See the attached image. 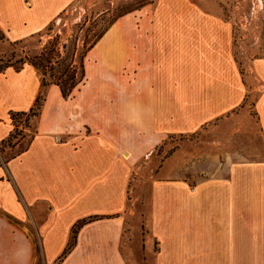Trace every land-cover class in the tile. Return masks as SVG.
<instances>
[{
  "label": "crops",
  "instance_id": "obj_1",
  "mask_svg": "<svg viewBox=\"0 0 264 264\" xmlns=\"http://www.w3.org/2000/svg\"><path fill=\"white\" fill-rule=\"evenodd\" d=\"M74 1L0 0V32L11 41L39 33ZM137 18L145 32L132 30ZM229 32L190 2L161 0L155 20L129 15L112 24L69 97L57 84L45 87L27 147L0 163V264H130L135 165L166 137L194 132L242 101ZM253 70L264 135V57ZM42 82L29 63L0 70V143L14 131L11 114L31 110ZM93 216L60 260L73 227ZM147 231L152 264H264V162L200 179L155 178Z\"/></svg>",
  "mask_w": 264,
  "mask_h": 264
},
{
  "label": "rangeland",
  "instance_id": "obj_2",
  "mask_svg": "<svg viewBox=\"0 0 264 264\" xmlns=\"http://www.w3.org/2000/svg\"><path fill=\"white\" fill-rule=\"evenodd\" d=\"M160 1L75 0L39 33L11 41L0 32V66L21 67L47 47L46 52L49 53L52 47L58 46L65 55L66 49L71 50L76 45L73 66H69L68 61H65V66L67 71L71 69V73L72 69L75 70L78 80L85 54L97 34L116 18L117 21L131 15L155 20ZM165 1L190 2L208 17L218 19L229 27L231 54L241 73L243 98L235 109L200 129L166 137L153 152L135 165L129 186V241L124 246L130 264L153 263L154 249H147L146 243L151 183L155 178L180 175L200 179L218 176L227 171L231 164L264 162V135L255 110L261 83L253 70L254 61L264 57V0ZM126 10L133 11L125 13ZM132 30L137 34L145 32L138 18ZM153 30L149 27L147 32H155ZM22 61L25 63L22 64ZM54 67L57 65L54 64ZM37 69L44 78L43 72ZM46 79L50 80L48 74ZM14 123L18 127L14 136L9 142L0 143V163L27 147L36 131L37 117L33 113L28 117L17 115ZM174 167L177 169L174 170Z\"/></svg>",
  "mask_w": 264,
  "mask_h": 264
},
{
  "label": "trees",
  "instance_id": "obj_3",
  "mask_svg": "<svg viewBox=\"0 0 264 264\" xmlns=\"http://www.w3.org/2000/svg\"><path fill=\"white\" fill-rule=\"evenodd\" d=\"M133 10H126L125 13H129ZM122 15H119V17ZM117 19V18H116ZM116 19H114L112 22H110V24L99 34L96 35V38L94 40V42L90 45V47L88 48L87 52L98 42V40L107 32V30L110 28V26H112V24L116 21ZM53 22H51L49 24V26L52 24ZM48 26V27H49ZM59 35H57L58 37ZM56 40V39H55ZM64 48H66V45H64ZM76 45L73 46V48L70 49H66L65 50V55H62L60 49L58 46H54L52 47V49L48 52V47L43 49L39 55L34 56L33 58L29 59V63L32 64L33 66L39 68L43 74L45 75L43 78V91H41V93L39 94V96L36 99L35 105L31 108V110L29 112H17V113H12V119L13 121H15L16 116L17 115H26L27 117L29 116V114L33 113V115H35L36 117H38L40 115L42 106L44 104V100H45V92L44 89L45 87H47L50 84H57L63 95L65 97H69L73 90L79 86L81 83L84 82L85 80V69H84V62L82 65V72H81V76L78 78V80L76 79L77 77V73L75 72L74 69H72V73H71V69L67 71V66H65V61H68L69 66H73L74 63V58L76 55ZM86 52V54H87ZM85 54V56H86ZM57 57V61L53 60V58ZM63 61V62H62ZM85 61V60H84ZM22 64H24L25 62L22 61ZM54 64L57 65V67H54ZM9 66H13V65H4V66H0V70L5 69L6 67ZM15 68L19 69L21 68L20 66H14ZM50 76V80L48 81L46 79V75ZM15 124V123H14ZM17 125L15 124V128L14 131L11 133V135L4 140L2 143L5 142H9L11 140V138L14 136L15 131L17 130ZM98 216H93L90 217L88 219H84L82 221H79L72 229V233H71V240L68 244V247L66 248V250L64 251L63 255L61 256L60 260H62L74 247L75 245V241H76V236L78 233L79 228L88 220H95L97 219Z\"/></svg>",
  "mask_w": 264,
  "mask_h": 264
}]
</instances>
